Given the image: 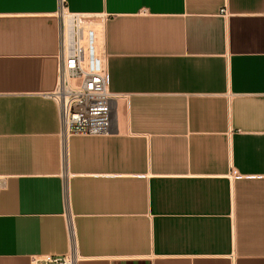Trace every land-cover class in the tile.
I'll list each match as a JSON object with an SVG mask.
<instances>
[{
    "label": "crops",
    "instance_id": "crops-1",
    "mask_svg": "<svg viewBox=\"0 0 264 264\" xmlns=\"http://www.w3.org/2000/svg\"><path fill=\"white\" fill-rule=\"evenodd\" d=\"M60 7L99 23L116 97L64 166ZM72 250L264 264V0H0V264Z\"/></svg>",
    "mask_w": 264,
    "mask_h": 264
},
{
    "label": "built area",
    "instance_id": "built-area-1",
    "mask_svg": "<svg viewBox=\"0 0 264 264\" xmlns=\"http://www.w3.org/2000/svg\"><path fill=\"white\" fill-rule=\"evenodd\" d=\"M58 14L61 20L60 50L54 97L59 107L64 166L66 138L111 134L112 102L116 97L108 91V69L95 47L99 23L92 26L91 18L67 13L63 7ZM77 261L73 250L67 255H46L40 259L44 264H76Z\"/></svg>",
    "mask_w": 264,
    "mask_h": 264
},
{
    "label": "bare ground",
    "instance_id": "bare-ground-1",
    "mask_svg": "<svg viewBox=\"0 0 264 264\" xmlns=\"http://www.w3.org/2000/svg\"><path fill=\"white\" fill-rule=\"evenodd\" d=\"M98 29H100V28H98ZM98 42V41H97Z\"/></svg>",
    "mask_w": 264,
    "mask_h": 264
}]
</instances>
